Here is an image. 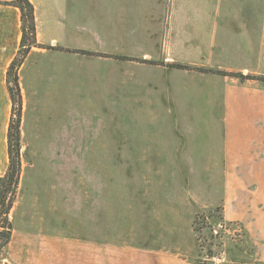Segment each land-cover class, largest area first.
Segmentation results:
<instances>
[{
  "label": "rangeland",
  "instance_id": "rangeland-1",
  "mask_svg": "<svg viewBox=\"0 0 264 264\" xmlns=\"http://www.w3.org/2000/svg\"><path fill=\"white\" fill-rule=\"evenodd\" d=\"M178 2L193 8L183 42L169 32L152 49L159 57L149 62L97 56L83 64L89 73L80 75L72 91L47 88L41 80L31 81L32 71L24 73L22 87L19 82L22 175L11 212L12 240L0 264H103L104 245L150 249L157 236L153 214L165 209L182 211L178 221L184 228L191 220L196 234L192 262L247 264L245 232L223 219L222 156L212 152L227 129L225 89L233 82L218 72L264 75V44L247 52L252 44L231 31L233 22L242 28L255 14L263 21L264 0ZM197 5L209 10L208 17ZM223 46L238 54L241 49L240 57L221 58L217 51ZM168 54L188 56L165 58ZM257 82L247 85L248 94L237 92L258 99ZM256 105L237 103L244 107L237 114L232 107L228 113L237 119L228 132L248 124L250 132L264 136V107ZM12 110L8 83L0 77V114L7 113L6 129L0 130V175L8 166ZM157 132L191 138L189 144L183 138L163 140ZM127 134L140 139H125ZM253 151L256 178L263 184L264 140ZM168 158L186 162L168 165ZM186 238L179 236L182 242ZM136 253L128 256V264H155L147 254Z\"/></svg>",
  "mask_w": 264,
  "mask_h": 264
},
{
  "label": "crops",
  "instance_id": "crops-1",
  "mask_svg": "<svg viewBox=\"0 0 264 264\" xmlns=\"http://www.w3.org/2000/svg\"><path fill=\"white\" fill-rule=\"evenodd\" d=\"M7 1L10 0H0V77L5 84L8 68L17 55L22 38L20 9L7 4ZM30 1L35 9L36 37L40 45L31 48L23 63L19 71L20 85L22 87L24 73L27 74L26 71L29 70V72L32 71V75L29 74L32 82L41 80L50 85L47 88L65 87L69 91L78 88L80 75H88L89 71L84 69L83 64L100 57L82 55L74 50L111 54L122 61L157 58L159 55L154 54L152 49L164 42L169 37V32L183 42L181 36L185 33L184 26L191 22L193 9L189 3L178 2L181 0ZM196 7H198L197 10L203 9L207 13L205 17H208L209 10L206 7L202 8L201 5ZM232 24L233 34H240L248 40L250 45L252 44V48H246L247 52L254 53L256 44H264V18L263 21H257L255 14L254 19L247 24L244 22L242 28L239 22L237 25L235 22ZM237 51H240L239 54L223 46L222 51L217 53L221 58L228 56L238 58L242 50L237 49ZM169 52L172 51L169 50ZM187 56L168 54L165 58H186ZM225 77L228 78V76ZM230 79L233 82L229 84L231 86L226 87L224 100L227 106L224 117L227 129L225 135L220 138L218 150L212 152L214 155L222 156L223 191L219 200L223 219L227 222H237L245 232L247 264H264V181L263 184L257 181L256 157L253 151V147L258 142H262L264 136L250 132L251 126L248 124H244L243 129L238 132H228L231 120L237 119L228 112L235 107L237 114L244 108L236 106L237 103L247 106L260 104L264 107V83L250 79L235 82L238 80L236 77ZM255 82L261 88L258 99L251 100L249 95L245 96L237 92L244 91L247 85ZM244 93L248 94L245 91ZM262 112L264 113V108ZM154 135L160 139L172 141L183 138L187 144H189L187 140L191 138V134L185 133L184 135L187 136H184L182 133L175 132H157ZM138 137V135L127 134L125 139ZM180 145L184 143L178 146ZM188 149L190 151L187 154H192L193 150L189 147ZM159 150L161 149L155 148L157 154H163ZM175 152L177 153L174 150L171 154ZM166 161L168 165L172 162H186L185 160L176 161L175 158H168ZM181 213L180 210L165 209L153 214V220L158 219L153 226L154 235L157 236L150 249L130 248L119 244L104 245L103 264H128V256L137 254L136 252L147 254L156 261L155 264H195L191 261L195 258L191 241L196 234L191 220L187 221V228L178 221ZM184 235H188V238L182 242L179 236ZM115 246L121 251L114 252L112 247ZM92 252L96 259L95 247L92 248Z\"/></svg>",
  "mask_w": 264,
  "mask_h": 264
},
{
  "label": "trees",
  "instance_id": "trees-1",
  "mask_svg": "<svg viewBox=\"0 0 264 264\" xmlns=\"http://www.w3.org/2000/svg\"><path fill=\"white\" fill-rule=\"evenodd\" d=\"M6 3L20 9L22 38L17 55L11 62L7 71L8 91L13 105V115L9 121L7 133L8 166L4 174L0 175V262L4 258L5 251L12 240L14 227L11 219V212L18 195L22 175L23 153L20 144V125L23 98L19 86V70L25 62L31 48L40 45L37 42L35 9L31 1L10 0ZM74 52L88 56H111L110 54L95 53L86 50H74ZM143 61L149 62L145 59ZM173 66L182 68L180 64H173ZM218 73L224 76L240 78L242 80L251 79L264 83V75H243L224 71H219ZM194 223L196 224V221ZM195 231L197 233L199 229L195 227Z\"/></svg>",
  "mask_w": 264,
  "mask_h": 264
},
{
  "label": "bare ground",
  "instance_id": "bare-ground-1",
  "mask_svg": "<svg viewBox=\"0 0 264 264\" xmlns=\"http://www.w3.org/2000/svg\"><path fill=\"white\" fill-rule=\"evenodd\" d=\"M6 119H7V113L3 112L2 114H0V130L1 131L6 129Z\"/></svg>",
  "mask_w": 264,
  "mask_h": 264
}]
</instances>
